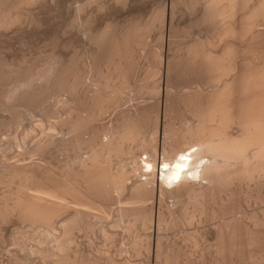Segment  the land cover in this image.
Wrapping results in <instances>:
<instances>
[{
	"label": "rangeland",
	"instance_id": "rangeland-1",
	"mask_svg": "<svg viewBox=\"0 0 264 264\" xmlns=\"http://www.w3.org/2000/svg\"><path fill=\"white\" fill-rule=\"evenodd\" d=\"M89 1H91V2H89ZM119 1H122V2H119ZM126 1H128V2H126ZM167 1H169V2H167ZM15 3L19 6H17ZM24 3H23V0H17V1L16 0H1V2H0V10L2 9L1 10L2 12H5V14H9L10 17L9 16H7V17L9 19H11L4 26L0 25V27H1L0 28V62H2V63H0V74H1L0 75V164H1V166H0V170H1L0 171V199H1V201L4 200V201L10 202L13 199L12 197L15 196L16 192L19 191L21 189V187H24L23 185H25V184L27 186H30L29 188H31L30 189L31 192H34L35 187L37 186V183L39 182L38 180H40L43 176L45 181H46V178L49 175L47 180H49V179L50 180L46 181L48 185L51 184L53 186L54 184L52 182H54V183H56L55 184L56 187L58 186V184L61 187L62 184L65 183L63 185L66 186V188H64L62 186L64 189L59 187L60 188L59 190L62 189L66 193V194H64V192H62L64 197L65 196L67 197V198L65 197V199L67 201V204H66L67 206L64 209L63 213L60 215V217L57 219L58 221L56 222L55 228H49L48 226H44L43 224L42 225H40V224H34L33 225V223L31 221H27L26 219L20 218V216H18V215H10V216L7 215V217H6V215L4 216V214L0 213V215L2 214L0 216L1 217L0 218V221H1L0 222V227H1L0 228V264H8V263L9 264H16V263L18 264V262H20L19 264H56V263L60 264V262L59 261L57 262V260H55V257H54L55 252L58 251L55 249V248H57V246H56L57 241L56 240L59 237V234H61L63 232V228H62L64 226V225H62L63 221L67 220V218L70 220V217H71V221L68 224L70 225V223H71L70 226L73 227V229H71L72 227L69 226L70 230H72V231H70L71 237L68 234L66 236V239L68 236H69L68 237L69 239L64 240L66 243V246L69 245V247H70V248L68 247L65 255L67 256V254L70 253L68 255L70 258L68 256L67 257L65 256L66 258L65 259L63 258L64 261L62 260L61 264H63L67 259H69V262L66 261V262H68V264H75V263L76 264H120L119 262H121V264H126V263L127 264H172L173 263L174 264V262L176 264H230V263L231 264H250V263L251 264H255V263L257 264L258 261H259L258 264H264V259H263L264 255H262V254H264V252H262V250L264 251L263 246L259 247V246H253L252 245L253 248L255 247V251L252 248V246L246 247V248L242 247L243 249L241 248L239 252L240 253L242 251L243 252L241 254L236 253L237 255L231 254V253H230L231 254L230 255L226 251L224 252V250H221L222 248L221 249L219 248V247H221V245L218 244V242H217L218 240L216 239V236L213 235L214 234L213 230L215 229L214 227H216L217 224L219 225V223H220L219 221H221V219L219 220V218L217 219V217L210 218L211 216L206 215V214L202 215L203 212L196 211V209H194V207L192 208L190 206L191 209L189 208L188 210L189 211L191 210V211L188 212V215H190V218L195 217L196 219H194V218L190 219L189 216L186 214L185 215L186 219L183 217V219L186 221L183 222V219H182V221H179L180 224L178 221H177V223L175 222L176 224L174 222H172L170 224L168 223L169 225L166 222H165L166 223L165 224L164 221H162L163 223L161 221L159 223L158 220H156L157 214H158L157 213L158 212V203L156 200L157 198L151 196L150 198H147L146 199L147 201H146L145 198L143 200V197L141 198L136 192H134L132 190V188H133L132 186L140 179V171H135V170H133L134 168L132 167L133 166L132 160H130L133 157L132 153H135L137 157L140 156L141 155L140 153L142 152L141 148H140V150H138L139 147H141L140 146L141 145L140 140L142 141V139L144 138L143 141L145 140V142H147V141H150L151 139H154V138H152V136L154 134V132H153L154 127L153 126L156 124L155 122L156 121L159 122L160 123L159 125L161 128V125H163V121L165 120L164 119L165 104H164V100H163L164 99L163 90H161L163 88L162 84H163L164 78H163V74H162L163 73L162 72L163 71L162 66L164 65V63L162 65V61H161L162 57L160 54L167 48L168 36H167V34H165L166 33L164 31L165 27H163V26H165V23L163 20L164 17L162 18V15H164V13L161 14L159 12H165V10H167V13H168L170 11L169 10L171 7L170 0H31L30 2L24 1ZM80 3L82 4L83 8L81 7ZM103 3H104V5H102ZM1 4H2V6H1ZM165 5L167 6V9L165 8L166 7ZM183 5L179 4V6H176V17L174 19V25L175 26L173 25L174 27L177 28L178 31L180 29L179 32L181 35L178 33V36L176 35L177 38L173 37V38H175V40L177 39L176 44H175V42H174V44L178 45V46H174V47H176L179 50L181 49V46H182V49L187 47V45H189V43H191L192 40L196 39V41H197L200 38H202L200 40H201V42L202 41L204 42V40H206L205 38H207V34L212 35V32L210 31L211 30L210 25H208L207 23H204L205 26H203L202 22L199 23V21H197L198 17L201 16V13L203 12V10H202L204 8L203 3L199 2L198 4H196V7H194L195 9L192 8L193 9L192 11L190 10V8L188 10H186L187 8H184ZM13 6H16V7H13ZM181 7H183V8H181ZM23 8H25V9H23ZM100 9H103V10H100ZM152 12H154V13H152ZM76 13H78V14H76ZM16 14H18V15H16ZM150 16H152V17H150ZM160 16H161V18H160ZM153 17H154V19H153ZM194 17H196V21H197L196 24L192 23L195 20ZM191 18H192V20H191ZM31 19L33 20V22ZM129 20H131V21H129ZM149 20L151 22H149ZM153 20L155 22H153ZM141 22H143V23L145 22V24L147 23V25L151 24V26L148 25L150 27L148 29L149 33H147L149 35H146V37L148 39L146 38L145 41L143 40L144 41L143 43H139L138 45L134 44L135 46H133L134 47L133 49L135 51L133 49H132L133 52L131 51L132 55H134L133 60H131V61H133L134 63L128 62L129 65H126L127 71L128 70L130 71V69H132L133 71L131 70L128 73L129 76L127 75V78H126L127 83L125 82V84H124L125 86L121 87L120 86L121 80H119L120 78L117 77V74H115L114 68H113V66H111L112 64L110 63L111 65H109L108 62L106 63V61H102V59L99 60V57H98L99 54L98 53L101 50L99 49L100 48L99 45L97 46L98 42H96V41H98L97 38H99V37H97L96 41H95V37H96L95 35L98 36L99 33L103 34L102 29H105V28L107 29V27H108V32H109V28H112V29H110V32H112L113 29L115 30V28H116V30H117L116 33L118 34V33H121V31H124V29H126V27L128 28L129 27L128 25L131 26V25H134L135 23L141 24ZM190 22L192 23V25H190L191 24ZM199 24H201V25H199ZM67 25H68V27H67ZM187 25H190V27H188ZM182 26L185 29H186V27H187V29L189 28V32L187 31V29H186L187 33H185L186 31H184V32L181 31V29H184ZM88 28H89V30L91 29L92 32L89 31ZM120 28H121V30H119ZM176 28H173V30H174L173 33L175 32ZM74 29H75V31H74ZM153 29H155V30H153ZM101 30H102V32H98ZM201 30H203V32ZM106 32H107V30H106ZM113 32H115V31H113ZM177 32H175V33L177 34ZM148 40H149V42H148ZM172 40H174V39H172ZM94 41H95V43H94ZM223 41L217 42V44H215L213 47L211 46V48H213L212 50H214V51L215 50H217V51L221 50L223 48V45L226 44V42H223ZM220 42H222V43H220ZM145 48H146V50H145ZM157 50H159V51H157ZM134 53H136V55ZM91 55H93L94 57ZM5 56H7V57H5ZM96 57H98V58L96 59ZM134 58H136V60ZM25 60H26V62H25ZM83 60H85V61L83 62ZM91 61H92V63H91ZM100 61L102 63H100ZM32 62H34V63H32ZM95 62H96V64H94ZM159 62H161V63H159ZM59 63H60V65H59ZM6 64L7 65L9 64L8 66H10V67L8 68V66H5ZM107 64H108V66H107ZM96 65H97V68L92 69ZM110 66H111V68H109ZM134 66H136V67H134ZM29 67H31V68H29ZM2 68H4V69H2ZM69 68H71V69L73 68L74 71L69 70ZM97 69H98V71H97ZM102 69L104 71H102ZM111 70H113V71L109 73V71H111ZM70 71L73 72V74H72V72L70 73L71 77L68 74ZM106 72H108L109 75H108V73L106 74ZM132 72H134V73H132ZM65 73H67V75H68V76H66L68 81L71 80L72 78H73L72 80L74 81L75 77H77V76L79 77V75L81 77V75H82L83 78L82 77L81 78L83 81L76 88V90H75L76 92L73 91L71 88V81L72 80L69 81L70 84L64 80L66 78ZM102 73L105 75H103ZM113 74H114V76H110ZM84 75H85V78H84ZM107 75L110 76L111 78L108 77ZM151 75H152V77H151ZM8 76H10V77H8ZM62 76H63L62 81L64 80L65 82L61 81L60 77H62ZM102 76H103V78H102ZM148 76L151 78H149ZM98 77L100 79L102 78L101 79L102 81L98 80L99 79ZM14 78L17 81H15ZM108 78H110V80H108ZM57 80H58V82H57ZM106 80L110 81V82L108 83ZM112 80H113V82H112ZM115 80H118V81H115ZM67 83H68V85H67ZM115 83L117 84V87H115L116 86ZM103 84L104 85L106 84V85L104 86ZM110 84H111V86H110ZM60 85H62V86H60ZM107 85H109V86H107ZM129 86H132V87H129ZM68 87H70V89L73 92L70 91V89ZM106 87H109V88H106ZM123 87H125V88L123 89ZM97 88H98V90H97ZM116 88H120V89L117 90ZM186 88H188V86ZM92 89L97 90L101 93L106 92L105 94H109L110 92L116 91L115 93H113V95L115 94L114 95L115 99L113 98L111 100V101H113V100H115V101L112 102L113 104L108 103L111 106V108L107 109L106 110L107 112H105L104 115L99 116L98 120L97 119L95 121L93 120L90 123H88V125L86 127H84V129H82V130L80 129L81 131L80 130H76L77 132L76 131L71 132L70 130H69L70 132L67 131L69 128L67 127V125L64 124V121H62V120L64 118L66 119L68 116H74L73 114L76 115L78 112H79L78 113L79 115H81V114L86 115L87 114L88 106L86 105L87 104L86 101H85L86 103H84V100H85L84 98L87 95L86 92L89 90H92ZM113 89H115V90H113ZM54 90H56V91H54ZM119 90H122V91H119ZM38 91H39V93H38ZM69 91H70V93H69ZM107 91H108V93H107ZM83 94L84 95L86 94V95L84 96ZM44 98H45V100H44ZM70 98H72V99H70ZM30 101H31V103H30ZM116 101H119V103H117ZM22 102H23V104H22ZM34 102L36 103L35 105H34ZM66 107H67V109H66ZM134 107H135V109H134ZM68 108L69 109L71 108L72 111H71V109L69 110ZM129 108H131V109H129ZM67 110H69V111H67ZM119 110H120V113L122 112V110H123L122 113H125L127 111V114L135 113V111H137V110L144 112L146 115V119H147V121L145 123V127H144V130L145 129L146 130H145V132L143 130V133L140 135L139 141L137 139L139 144L135 143L138 147L135 144L130 143V144H132V147H131V145L129 144L132 151L126 152L127 155H125L126 153L121 154V152H120V154L114 153V152L111 153V157L112 156L114 157L116 155L114 158L112 157L113 159L110 157L111 161H112V165H113L112 168H114L113 170H115L117 172V170L119 171L123 168L122 170L125 171V173L128 175V177H126L127 178L126 189L123 190L124 193H123V191H121L122 194H121V192L120 193H118V192L114 193L116 197L113 194L112 195L113 197L109 196L110 199L108 196H103V197L101 196L100 197V195H98L96 197V194H93L90 190H87V188L85 186H83V185H85L84 183H83V185L81 184L82 182H80V179L77 176L76 172H78V170L81 167L80 162L82 160H84L85 158H87L88 155H90V153H91L90 151L92 150V148H91L92 144H90L91 142L88 139H89V137H91L93 135V131L97 130L98 127L103 128L104 126H106V124L109 125L115 119L114 115L116 114L115 115V117H116L118 114H120L118 112ZM129 111L130 112L132 111V112L130 113ZM66 112H68V113H66ZM69 112L72 114L70 115ZM156 116H157V118H156ZM152 118L155 120H153ZM100 119H102V120H100ZM157 119H159L160 121ZM176 119H175L176 124L181 123L180 120H179L180 122H178V119L177 120ZM149 120H151V121H149ZM97 122H99V123H97ZM182 124H179V125H182ZM41 126H43V127L41 128ZM147 126H148V129H147ZM89 127H91V128H89ZM63 128H64V130H63ZM60 130H61V132H60ZM69 133H72V134H69ZM73 133H75V134H73ZM90 133H92V134H90ZM26 136H27V138H26ZM75 136H76V138L77 137L79 138V139L77 138V141H75L76 140ZM141 136H142V138H141ZM17 138H19V139H17ZM47 138L51 139L52 141L55 140L54 143L52 144L53 146L49 144L50 146L43 147V149L41 148V150H39V149H36L38 151L33 150L34 148L37 147L39 142H41L43 140H48ZM82 138L84 139V142H83ZM69 139L71 140V142H69L70 141ZM160 139H161V136L159 133V137H158L159 143H160ZM64 140H66L65 143H64ZM67 141L69 144L67 143ZM80 141H82L83 143H85V142L86 143L83 144ZM34 142H36V143H34ZM76 142H78L77 143V145L79 144L78 146H74V145H76ZM62 145H64V146H62ZM65 145H66V147H65ZM57 147H59V148H57ZM30 148H31V150H29ZM134 149L136 151H134ZM161 150L162 149L160 148V151ZM17 152H26L27 155L23 156V158L24 157H27V158L21 160L22 157L20 158L19 156H21V155H19L20 153L18 154ZM31 152H33V154ZM15 153H16L17 157L15 156ZM28 153H31V154H28ZM103 153L106 156L110 155V154L108 155V153L106 151H103ZM129 153H131V154H129ZM113 154H115V155H113ZM121 155H123V156H121ZM131 155H132V157H131ZM145 157L146 156L143 155V158H145ZM74 160L76 162H74ZM77 162H78V164H77ZM23 163L24 164L25 163H27V164L32 163L31 166L35 170H33L32 168L31 169L33 171H36V174H38V176H39L37 179L35 178V180L32 179L35 182L30 179L31 181L30 180H27V182L24 181L25 182V184H24V182H22L23 180H21L22 178L16 174V172H17L16 167H15L16 164L18 167V164L23 165ZM13 165H14V167H13ZM10 167H12V168H10ZM38 167H39V170H42V171H39ZM18 169H19V167H18ZM10 171H12V172H10ZM10 174H11V179H10ZM45 174H46V176H45ZM15 175L18 177L17 179H16ZM55 178H57V179L55 180ZM75 178H77V179H75ZM141 178L144 179L145 176H142ZM44 179L42 178V180H44ZM59 180H60V182H59ZM10 181H11V183H10ZM64 181H66V182H64ZM57 182H59V183L57 184ZM67 183H69L68 186H67ZM33 184H36V185L33 186ZM72 188H75V189H72ZM232 188L234 189V186ZM240 189H241V191H240L241 193L239 192L238 194H239V197H241L240 198L241 200L239 198H238L239 200L236 199L235 204L237 206V203H238V207H236V209H235L236 212L234 211L233 214L235 213V217L237 218V220L239 219V221H240V219H241L242 222L245 220L243 222V223H245L244 224L245 226L249 225L248 227H253L254 226L253 216H254L255 212L259 213V211L264 209V200H262L263 197L259 196V198H258V195L254 194V192L250 189V185H247V186L244 185V187L240 188ZM6 193H8V194H6ZM90 193L92 194V196ZM67 194L69 196H67ZM77 194L78 195L80 194L79 196L81 198H79V196H77ZM81 194H82V196H81ZM116 194H121V195H119L121 198L117 197L118 195H116ZM123 194H124V196H123ZM83 195L84 196L86 195V196L83 197ZM137 196H139L140 198L139 197L137 198ZM92 197H94V198H92ZM237 197H238V195H237ZM132 198H133V200H132ZM243 198H245V199H243ZM85 200L87 202L88 201L89 202L87 203ZM153 200H155V201H153ZM121 201H123V202H121ZM81 202H83V203H81ZM125 202L127 204H125ZM233 202H235V200ZM135 203H136V206L134 205ZM144 203H145V206L143 205ZM84 204H85V206H88L90 208H89V210L85 209L86 212L83 211V212H85V214L81 215L82 213H80V215H81V216L79 215L80 219L76 216L77 219L81 220V221L72 220L73 219L72 217H74L76 215V213H75L76 207H77L76 209H78L79 207H80V209L88 208V207H85ZM153 204H155V205H153ZM98 205H99V207H98ZM149 205L155 206V207H153L155 209H153ZM130 207L132 208V210L130 209ZM133 207H135V208H133ZM142 207L146 213H153V216L155 218H153L154 221H152L153 222L152 225L150 224L151 222L148 225H143V222H144L143 217L144 216L142 214L144 212H142V211H144V210L142 209ZM239 207L242 209H240ZM243 207H244V209H243ZM120 208H124V210L128 208L127 210H129V212L124 211L123 209H121L122 210L121 211ZM148 208H149V210H148ZM239 210L242 213L239 212ZM123 211H124V214L128 213V214H126L127 216L124 215V217H122ZM253 211H254V213H253ZM195 212L196 213L199 212V213L196 214ZM117 214H118V216H117ZM155 214H156V216H155ZM233 214L231 213V215H233ZM137 215H139V216H137ZM256 215H258V214H256ZM198 216H200V217H198ZM240 216H241V218H240ZM130 217L132 218V220ZM136 217H137V219H136ZM207 217H209V218H207ZM230 217H234V216H229L227 219H229ZM204 218H205V221H204ZM74 219H75V217H74ZM112 219H115L114 222L117 221V219H120L121 221L123 219L124 221L120 222V220H119V222L117 221L118 224H116L113 222ZM69 220H67V221H69ZM188 220H190V221H188ZM199 220H200V222H199ZM76 222H77V224H76ZM74 223H75L74 226H75L76 231H75L74 226H73ZM113 223L117 226L116 229L114 228L116 226H114ZM87 224H89V225L87 226ZM133 224H135V225L133 226ZM191 224H193V225H191ZM110 225L112 226L113 229L111 228ZM119 225H121V226H119ZM130 225H132L133 227L132 226L129 227ZM79 226H81V227H79ZM158 226H160V227H158ZM89 227H91V229ZM130 228H131V230L128 231L127 229H130ZM159 228H161V229H159ZM103 230L106 231V233L108 231L109 233H112V234L109 235V233H107L109 236L108 237L107 234L104 235ZM196 230L199 234L195 233ZM73 232L75 233L76 236L74 235ZM200 234H201V236H200ZM196 235H197V237H196ZM113 236H114V238H113ZM204 236H206V237H204ZM138 237L140 240H136V239H138ZM73 238L74 239L76 238V239L74 240ZM107 238H109V239H107ZM134 241L136 242V244ZM158 242H159V244H158ZM195 242L196 243L198 242L197 243L198 245L197 244L195 245ZM199 242H200V244H199ZM206 243H208L209 245L211 244V245L209 246ZM159 245H161L162 249L159 247ZM172 245H173V247H172ZM149 246H150V248H149ZM178 246H179V248H178ZM176 247H177V249H176ZM182 248H183V250H182ZM206 248H207V250H206ZM165 249H167V250H165ZM172 249L173 250L176 249L175 250L176 252L175 251L173 252ZM202 249H203V251H202ZM216 250L218 252H216ZM139 251L141 252V254ZM171 251L174 254H172ZM182 251H184L185 253ZM245 251H247L246 252L247 254L245 253ZM250 251L254 255V256L252 255L253 258L251 256ZM136 252H137V254H136ZM179 252L181 253V255ZM220 252H222V253H220ZM258 252H260V253H258ZM160 253L162 255H160ZM167 253H169V256L171 259L168 258L169 256ZM52 254H53V256H52ZM165 254H167V255H165ZM214 254H216V255H214ZM218 254L221 256H219ZM178 255H179V259L176 260V258H178ZM222 255H223V257H222ZM249 255H250V257H249ZM157 256H159V257H157ZM165 256H167V257H165ZM173 256H176V258L174 259ZM24 257H26V258H24ZM218 259H220V260H218ZM165 260L169 261L170 263L166 262ZM171 260H173V262ZM253 260H255L256 262Z\"/></svg>",
	"mask_w": 264,
	"mask_h": 264
},
{
	"label": "bare ground",
	"instance_id": "bare-ground-1",
	"mask_svg": "<svg viewBox=\"0 0 264 264\" xmlns=\"http://www.w3.org/2000/svg\"><path fill=\"white\" fill-rule=\"evenodd\" d=\"M24 1L30 2L31 0H23V3H24ZM0 2H1V0H0ZM89 2H91V1H89ZM119 2H122V1H119ZM126 2H128V1H126ZM167 2H169V1H167ZM170 2H171L170 3L171 7L169 9L170 11L168 10L169 11L168 13H167V10H165V9L164 10L166 13L165 12H159L161 14L164 13V15H162V18L164 17L163 20H164L165 26H163V27H165V30H164L166 32L165 34H167V36H168L167 48L160 54L162 57V60L160 59L162 61V65L164 63L163 66L161 65L162 70H163L162 74H163V78H164L163 84L161 83L163 85L162 86L163 88L161 90H163V97H164L163 100H164V104H165V108H164L165 109V113H164V119L165 120L163 121V125H161V128H160L159 122L156 121L155 122L156 124L154 123L155 124L153 126L154 127L153 128V132H154L153 136L154 137L152 136V138H154V139H151L150 141L146 140L147 142H145V140L143 141L144 138L142 139V141L140 140V142H141L140 146L141 147H139L138 150H140V148H141V150H142V152L140 153L141 155L138 157L136 156L135 153H132L133 157L131 155L132 159H130V160H132V164H133L132 167L134 168L133 170L140 171V179L138 181L136 180L137 182L132 186L133 187L132 190L134 192H136L141 198L143 197V200H144V198L146 200L147 198H150L151 196L157 198L156 200L158 203V212H157L158 214H157L156 220H158L159 223H160V221L161 222L164 221V223L166 222L167 224L168 223L170 224L172 222L177 223V221L178 222L182 221L183 217L185 218V215L186 214L188 215V212L191 211V210L190 211L188 210L190 208V206L192 208L194 207V209H196V211L203 212L202 215L206 214V215L211 216L210 218L217 217V219L218 218H219V220L221 219V221H219L220 222L219 225L217 224V226L214 227L216 230L215 229L213 230V233H214L213 235L216 236V239L218 241L216 239L215 240L218 242L219 245H221V247H219V248L220 249L222 248L221 250H224V252L226 251L229 254L230 253L236 254V253H240L239 251L242 247L246 248V247H250L252 245L264 247V209L261 210L262 212L259 211V213L261 212L260 214L256 213V212H255L254 216L251 214L254 218L253 219L254 220V222H253L254 226L253 227H248L249 225L245 226L244 225L245 223H243L245 220L243 219L244 221L242 222V220L240 219V221H239V219L237 220V218L235 217V213L233 214L234 211L236 212V210H235L236 207H238V203H237V206L235 204L236 199L241 198V197H239L238 193L241 191L240 188H243L244 185L245 186L250 185V189L254 192V194L258 195V198H259V196L260 197L262 196L263 197L262 200H264V0H170ZM199 2L203 3L204 8L202 9L203 12L201 13V16L198 17L199 20L197 19V21H199V23L202 22L203 26H205L204 23H207L208 25H210L211 26L210 31L212 32V35L207 34V38H205L206 40H204V42L203 41L201 42L200 39H202V38H200V39L198 38L199 40H197V41H196V39L192 40L191 43H189V45H187V47H185V48L183 47L185 50L182 49V46H181V49H180L182 51L181 52L179 49L174 47V46H178V45H175L177 39L175 40V38H173V37L177 38L178 33L180 34V32H179L180 29L178 31L177 28L174 27L175 26L174 25V19L176 17V6H179V4L180 5L184 4L183 6H184V8H187L186 10H188L190 8V10L192 11L193 9H195L194 7H196V4H198ZM102 5H104V3ZM1 6H2V4H1ZM17 6H19V5H17ZM13 7H16V6H13ZM81 7H82V4H81ZM165 8L167 9V6ZM181 8H183V7H181ZM23 9H25V8H23ZM1 10H0V25L4 26L11 19H9L7 17V16H9V14H5V12H2ZM100 10H103V9H100ZM152 13H154V12H152ZM76 14H78V13H76ZM16 15H18V14H16ZM150 17H152V16H150ZM160 18H161V16H160ZM194 18H195V20L192 23L196 24V22H197L196 17H194ZM153 19H154V17H153ZM191 20H192V18H191ZM129 21H131V20H129ZM32 22H33V20H32ZM149 22H151V21L149 20ZM153 22H155V21L153 20ZM192 23L190 25H192ZM135 24L131 25V26L128 25L129 27L128 28L126 27V29H124L125 28L124 27L123 28L124 31H121V33H118V34L116 33V31H117L116 28H115V30L113 29V31H115V32H113V31L110 32V29H112V28H109V32H108V27H107V29L106 28L102 29L103 32H102V30L98 31V32H102L103 34L99 33L98 36L97 35H95L96 37L94 36L95 41H96V38L99 37V38H97L98 41H96V42H98L97 46L99 45V47H100L99 49L101 50V51L98 50L99 53L97 52L99 54V56H98L99 60L102 59V61H106V63L108 62L109 65L112 64L111 66H113L115 74H117V77H119L120 78L119 80H121V82H120L121 85L118 83L121 87L125 86L124 84L126 82L127 75L132 70V69H130V71L129 70L127 71L126 65H129L130 62L134 63L133 61H131V60H133V57H134V55H132V52H133L132 49L134 48L133 46H135L134 44L138 45L139 43H143L145 41V39L147 38L146 35H149V34H147V33H149L148 29L150 28L148 25L151 26V24L147 25V23L145 24V22L144 23L141 22V24L140 23L139 24L137 23L136 25ZM190 25H187V26L190 27ZM199 25H201V24H199ZM67 27H68V25H67ZM121 28L119 30H121ZM173 28H176L175 32L178 31L177 34L175 32L173 33V31H174ZM186 29H187V27H186ZM186 29L185 28L181 29V31L184 32V31H186ZM88 30H89V28H88ZM106 30H107V32H106ZM153 30H155V29H153ZM74 31H75V29H74ZM89 31H91V29ZM187 31L189 32V28L187 29ZM187 31L185 33H187ZM201 31L203 32V30H201ZM172 39H174L175 41ZM95 41H94V43H95ZM219 41L226 42V44L223 45V48L219 51L212 50L213 48H211V46L213 47ZM148 42H149V40H148ZM174 42H175V44H174ZM220 43H222V42H220ZM145 50H146V48H145ZM157 51H159V50H157ZM134 54L136 55V53H134ZM91 56H93V55H91ZM5 57H7V56H5ZM98 57H96V59ZM134 59L136 60V58H134ZM84 61L85 60H83V62ZM25 62H26V60H25ZM0 63H2V62H0ZM32 63H34V62H32ZM91 63H92V61H91ZM100 63H102V62L100 61ZM159 63H161V62H159ZM94 64H96V62ZM108 64H107V66H108ZM8 65L6 64L5 66H8ZM59 65H60V63H59ZM111 66L109 68H111ZM136 66H134V67H136ZM9 67L10 66H8V68ZM4 68H2V69H4ZM29 68H31V67H29ZM94 68H97V65L94 66L92 69H94ZM69 70L74 71L73 68L72 69L69 68ZM72 71H70L69 73L67 72V73L70 75V73ZM97 71H98V69H97ZM102 71H104V70L102 69ZM112 71L113 70L109 71V73ZM67 73H65L66 74L65 77L68 76ZM107 73L108 72H106V74ZM109 73H108V75H109ZM132 73H134V72H132ZM72 74H73V72H72ZM103 75H105V74H103ZM110 76H114V74L110 75ZM110 76H108V77H110ZM8 77H10V76H8ZM70 77H71V75H70ZM81 77H82V75H81ZM81 77H80V75H79V77L78 76L75 77L74 81L72 80L73 78L72 79L70 78L73 81L72 82L71 80H69V81H71V88L73 91H75L76 88L78 87V85L82 83L83 77L82 78ZM151 77H152V75H151ZM151 77H149V78H151ZM60 78L62 81L63 76ZM84 78H85V75H84ZM102 78H103V76H102ZM110 78H108V80H110ZM66 79H67V77L64 80L70 84L68 79L67 80ZM101 79L99 78L98 80H101ZM14 80H15V78H14ZM15 81H17V80H15ZM115 81H118V80H115ZM57 82H58V80H57ZM107 82L109 83L110 81H107ZM112 82H113V80H112ZM68 83H67V85H68ZM60 86H62V85H60ZM107 86H109V85H107ZM110 86H111V84H110ZM187 86H188V88H186ZM115 87H117V84ZM129 87H132V86H129ZM68 88L70 89V87H68ZM106 88H109V87H106ZM120 88H116V89L118 90ZM124 88L125 87H123V89ZM93 89L87 91L86 92L87 95L85 94L86 96L83 94L85 96V98L83 97L85 99L84 103L87 102L86 105L88 106V109H87L88 112L86 115H83V114L79 115L78 114L79 112H78L77 113L78 115L76 114L77 116L75 114H73L74 116H68L66 119L62 118L63 119L62 121H64V124L67 125V127L69 128L67 131L70 130L71 132L72 131L74 132L76 130L84 129V127H86L88 125V123H90L93 120L95 121L96 119L98 120L99 116L104 115V113L107 112L106 110L111 108V106L109 104L112 103L113 101H115V100H113V101H111V100L113 98L115 99V96H114L115 94L113 95V93H115L116 91L115 92L109 91L110 92L109 94H105L106 92L101 93V92L97 91L98 88H97V90H93ZM72 90L70 89V91H72ZM113 90H115V89H113ZM54 91H56V90H54ZM70 91H69V93H70ZM119 91H122V90H119ZM38 93H39V91H38ZM107 93H108V91H107ZM70 99H72V98H70ZM44 100H45V98H44ZM116 102L119 103V101H116ZM30 103H31V101H30ZM22 104H23V102H22ZM35 104L36 103L34 102V105ZM66 109H67V107H66ZM129 109H131V108H129ZM134 109H135V107H134ZM69 110H67V111H69ZM71 111H72V109H71ZM118 112L120 113V110ZM122 112H123V110H122ZM122 112L120 114H118L116 117H115V115H116L115 114L114 115L115 119L109 125H107V124H106V126L103 125L104 126L103 128L98 127L97 130L93 131V135L92 136L90 135L91 137H89V139H88L91 142L90 144H92L91 145L92 150L90 149L91 153L89 152L90 155H88L87 158H85L84 160H82L80 162L81 167L78 170V172H76L77 176L80 179V182H82L81 184L83 185V183H84L85 185H83V186H85L87 188V190H90L93 194H96V197L98 195H100V197L101 196L102 197L103 196L109 197V196H112L114 193H117V192L120 193L121 191L126 189V181H127L126 177H128V175L125 173V171L122 170L123 168L119 171L117 170V172L115 170H113L114 168H112L113 165H112V161H111V158L113 156L111 157V153L114 152V153L120 154V152H121V154H123V153L132 151L130 148V145L132 147V144H135V143L139 144L138 141H139L140 135L143 133L145 123L147 121L145 113L140 111V110L135 111V113H131L132 111L131 112L129 111L131 114H127V111L125 113H122ZM66 113H68V112H66ZM71 114L72 113H70V115ZM156 118H157V116H156ZM176 118L178 119V122L181 121V123H179V124H182V123L183 124L182 125L176 124V121H175ZM100 120H102V119H100ZM153 120H155V119H153ZM157 120H159V119H157ZM149 121H151V120H149ZM97 123H99V122H97ZM42 127L43 126H41V128ZM89 128H91V127H89ZM147 129H148V126H147ZM63 130H64V128H63ZM145 130H144V132H145ZM60 132H61V130H60ZM159 133L161 136L160 143L158 140ZM69 134H72V133H69ZM73 134H75V133H73ZM90 134H92V133H90ZM26 138H27V136H26ZM75 138H76V136H75ZM77 138L75 141H77ZM141 138H142V136H141ZM17 139H19V138H17ZM137 139H138V141H137ZM54 141L55 140L52 141L51 139H48V140H43L39 143L37 142L38 145L33 150L34 151L36 149L41 150V148L43 149V147H47V146L52 145L54 143ZM65 141L66 140H64V143H65ZM69 142H71V140ZM80 142H82V141H80ZM83 142H84V139H83ZM34 143H36V142H34ZM67 143H68V141H67ZM77 143L78 142H76V145H74V146H78L79 144L77 145ZM85 143H83V144H85ZM130 143H132V144H130ZM62 146H64V145H62ZM65 147H66V145H65ZM57 148H59V147H57ZM160 148L162 149L161 151H160ZM29 150H31V148ZM36 151H38V150H36ZM103 151H106L108 153V155L109 154L110 155L106 156L103 153ZM134 151H136V150L134 149ZM26 152H17L18 154L20 153L19 155H21V156H19V155L18 156L20 158L22 157L21 160L27 158V157L23 158V156L27 155ZM31 153L33 154V152H31ZM31 153H28V154H31ZM129 154H131V153H129ZM113 155H115V154H113ZM125 155H127V153ZM143 155H145L146 157L143 158ZM15 156H16V153H15ZM121 156H123V155H121ZM74 162H76V161L74 160ZM31 164H27V163H25V164L23 163V165L18 164L19 169H18L17 164H16V166H15L16 171H17L16 174L22 178L21 179V180H23L22 182H24V181L27 182V180H30V179L35 180V178L37 179L39 177L38 174H36V171H33L35 169H33ZM77 164H78V162H77ZM14 165H13V167H14ZM0 166H1V164H0ZM39 167H38V170H39ZM10 168H12V167H10ZM39 171H42V170H39ZM10 172H12V171H10ZM45 176H46V174H45ZM48 176L46 178V181L50 180V179L47 180ZM142 176H145V178L142 179L141 178ZM17 178L18 177L16 176V179ZM42 178L44 179L43 176H42ZM42 178L40 180H38L39 182L37 183V186L35 187V191L33 190L34 192H31L30 191L31 188H29L30 186H27L24 182V184L26 186L22 184L24 187H21V189L19 188L20 190L16 192L15 196L12 197L13 199L11 198L12 200L11 201L9 200L10 202L4 201V200L1 201V199H0V213L4 214V216L6 215V217H7V215H9V216L10 215H18V216H20V218L26 219L27 221H31L33 223V225L34 224H40V225L43 224L44 226H48L49 228H55L56 222L58 221L57 219L60 217V215L63 213L64 209L67 206L66 205L67 201L65 199L66 196L64 197V195L62 193V192H64V190H62V189H61L62 191L59 190L60 188H63V187L66 188V186H64L63 184H65V183H63L62 184L63 187L62 186L60 187V185L58 184L60 182V180H59V182H57V184H58L57 187L55 185L56 183H54L52 181L51 182L55 186L54 185L52 186L51 184L48 185L47 182L45 181V179L42 180ZM10 179H11V174H10ZM56 179L57 178H55V180ZM75 179H77V178H75ZM34 180H32V181H34ZM64 182H66V181H64ZM10 183H11V181H10ZM34 185H36V184H33V186ZM68 185H69V183H67V186ZM233 186H234V189L232 188ZM75 188H72V189H75ZM8 193H6V194H8ZM123 193H124V191H123ZM64 194H66V193L64 192ZM68 194H67V196H69ZM121 194H122V192H121ZM121 194H116V195H118L117 197H120L119 195H121ZM79 195L77 194V196H79ZM237 195H238V197H237ZM81 196H82V194H81ZM85 196L83 195V197H85ZM91 196H92V194H91ZM114 196H115V194H114ZM123 196H124V194H123ZM139 196H137V198ZM79 198H81V197L79 196ZM92 198H94V197H92ZM109 199H110V197H109ZM243 199H245V198H243ZM132 200H133V198H132ZM234 200H235V202H233ZM153 201H155V200H153ZM121 202H123V201H121ZM81 203H83V202H81ZM136 203L134 204L135 206H136ZM125 204H127V203L125 202ZM155 204H153V205H155ZM143 205L145 206V203ZM84 206H85V204H84ZM85 207H88V206H85ZM98 207H99V205H98ZM150 207L153 208L155 206H150ZM76 208H75L76 215L74 216L75 219H74V217H72L73 218L72 220H78L77 217L79 218L81 215L85 214V212H86L85 209L89 210L90 207L84 208V209L82 208L83 210L80 209V207L78 209H76ZM133 208H135V207H133ZM121 209L124 210V208H120V210ZM127 209H125L124 211L129 212V210H127ZM130 209L132 210L131 207H130ZM142 209H143V207H142ZM153 209H155V208H153ZM240 209H242V208H240ZM243 209H244V207H243ZM148 210H149V208H148ZM83 211H85V212H83ZM124 211L122 213L123 216L121 215L122 217H124V215L128 214L126 212H125L126 214H124ZM142 212H144L142 214L144 216V217L142 216L143 221H144L143 225H148L150 222H151L150 224L152 225V223H153L152 221H154L153 218H155L153 216V213H146L145 210ZM199 212H197V213H199ZM239 212H241V211L239 210ZM80 213H82V214L80 215ZM231 213L233 215H231ZM253 213H254V211H253ZM256 214H258V215H256ZM139 215H137V216H139ZM117 216H118V214H117ZM155 216H156V214H155ZM188 216L190 218V215H188ZM229 216H234L235 218L230 217L231 219L230 218L227 219ZM198 217H200V216H198ZM192 218L196 219L195 217H191L190 219H192ZM207 218H209V217H207ZM240 218H241V216H240ZM136 219H137V217H136ZM67 220H69V219L67 218ZM67 220L63 221L62 225H64V226L63 227L61 226L63 228V232L61 234H59V237L56 240L57 241V245H56L57 248H55V249L58 251L55 250L56 251V252L54 251L55 254L53 253L55 260H57V262L59 261L60 264H61L62 260L64 261V259L70 254V253L67 254V256L65 255L69 245L66 246V243L64 240L66 239V236L68 234H69V236L71 235L70 231H72V230H70V227H72V226H70L71 223H70V225L68 224L71 221V217H70L69 221H67ZM112 220L114 222L115 219H112ZM119 220L120 219H117L118 222H119ZM131 220H132V218H131ZM78 221H81V220H78ZM117 221H115L114 223L118 224ZM122 221H124V220L122 219ZM122 221L120 220V222H122ZM184 221H186V220L183 219V222ZM188 221H190V220H188ZM204 221H205V218H204ZM77 222H76V224H77ZM199 222H200V220H199ZM114 223H113V225L116 226ZM179 224H180V222H179ZM74 225H75V223L73 224V226ZM88 225L89 224H87V226ZM134 225L135 224H133V226ZM191 225H193V224H191ZM119 226H121V225H119ZM131 226L132 225H130L129 227H131ZM79 227H81V226H79ZM158 227H160V226H158ZM89 228L91 229V227H89ZM111 228H112V226H111ZM114 228L116 229L117 226ZM71 229H73V227ZM74 229H75V226H74ZM159 229H161V228H159ZM127 230L130 231L131 228L127 229ZM75 231H76V229H75ZM103 233L105 235L109 232L107 231V233H106V231L103 230ZM195 233H198L197 230ZM110 234H112V233H109V235ZM74 235H75V233H74ZM107 236H108V234H107ZM200 236H201V234H200ZM68 237H67V239H69ZM196 237H197V235H196ZM204 237H206V236H204ZM113 238H114V236H113ZM107 239H109V238H107ZM136 240H140L139 237ZM136 242H135V244H136ZM197 243L195 242V245ZM158 244H159V242H158ZM199 244H200V242H199ZM206 244H208V243H206ZM179 246H178V248H179ZM253 246H252V248H253ZM159 247L162 249L161 245H159ZM172 247H173V245H172ZM149 248H150V246H149ZM207 248H206V250H207ZM176 249H177V247H176ZM253 249L255 251V247ZM165 250H167V249H165ZM175 250H173V252ZM182 250H183V248H182ZM202 251H203V249H202ZM247 251H245V253ZM173 252H172V254H174ZM182 252H184V251H182ZM216 252H218V251L216 250ZM262 252H264V251L262 250ZM169 253H167L168 256H169ZM220 253H222V252H220ZM258 253H260V252H258ZM53 254H52V256H53ZM136 254H137V252H136ZM140 254H141V252H140ZM167 254H165V255H167ZM160 255H162V254L160 253ZM180 255H181V253H180ZM214 255H216V254H214ZM252 255L253 254L251 252V256ZM262 255H264V254H262ZM159 256H157V257H159ZM176 256H173L174 259L176 258ZM219 256H221V255H219ZM253 256H252V258H253ZM165 257H167V256H165ZM222 257H223V255H222ZM249 257H250V255H249ZM24 258H26V257H24ZM168 258H170V256ZM177 259H179V255H178V258H176V260ZM263 259H264V257H263ZM173 260H171V261L173 262ZM218 260H220V259H218ZM66 261L69 262V259H67ZM253 261H255V260H253ZM65 262L63 264H66V263L68 264V262H66V263ZM166 262L170 263L169 261H166ZM258 262H257V264H258ZM19 263L20 262H18V264ZM119 263L121 264V262H119ZM174 264H176V263L174 262Z\"/></svg>",
	"mask_w": 264,
	"mask_h": 264
}]
</instances>
